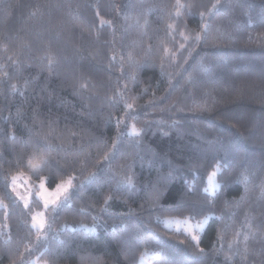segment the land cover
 I'll use <instances>...</instances> for the list:
<instances>
[{"label": "trees", "instance_id": "trees-1", "mask_svg": "<svg viewBox=\"0 0 264 264\" xmlns=\"http://www.w3.org/2000/svg\"><path fill=\"white\" fill-rule=\"evenodd\" d=\"M19 172L71 178L43 231ZM149 251L264 264V0H0V264Z\"/></svg>", "mask_w": 264, "mask_h": 264}, {"label": "rangeland", "instance_id": "rangeland-1", "mask_svg": "<svg viewBox=\"0 0 264 264\" xmlns=\"http://www.w3.org/2000/svg\"><path fill=\"white\" fill-rule=\"evenodd\" d=\"M34 166L37 168V165H33V167ZM215 171L216 169L211 170L206 176V190L209 193H213L214 189L217 187ZM31 176V173H16L10 177L9 186L16 198L24 206L30 205L33 196L35 197L39 206L31 211V226L34 229L43 231L48 225L49 212H47V209H53L67 197L71 187V178L68 177L63 179L54 186L49 187L44 178L33 179ZM32 207H34V205H32ZM208 217L209 216H204L199 220H191L187 217H164L162 219V224L165 228L185 232L189 234L192 239L195 237L194 240H197ZM83 228L87 230L93 229L91 226H83ZM155 255L156 253L152 251L143 252L139 256L137 264H153L151 262V257ZM25 262L27 264H46L44 261L37 260L36 258H32Z\"/></svg>", "mask_w": 264, "mask_h": 264}, {"label": "snow or ice", "instance_id": "snow-or-ice-1", "mask_svg": "<svg viewBox=\"0 0 264 264\" xmlns=\"http://www.w3.org/2000/svg\"><path fill=\"white\" fill-rule=\"evenodd\" d=\"M193 239H195V237H193ZM201 251H203V250L201 249Z\"/></svg>", "mask_w": 264, "mask_h": 264}]
</instances>
